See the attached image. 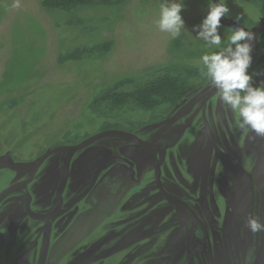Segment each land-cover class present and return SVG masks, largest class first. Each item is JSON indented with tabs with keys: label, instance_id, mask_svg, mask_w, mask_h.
Segmentation results:
<instances>
[{
	"label": "rangeland",
	"instance_id": "374dc122",
	"mask_svg": "<svg viewBox=\"0 0 264 264\" xmlns=\"http://www.w3.org/2000/svg\"><path fill=\"white\" fill-rule=\"evenodd\" d=\"M162 2L124 0L67 11L47 9L42 0H0V157L37 161L68 138L78 143L104 132L108 136L100 142L114 153L130 142L114 135L116 128L145 139L165 125L181 133L163 159L161 191L152 181L144 193L132 189L141 191L133 210L128 199L99 233L60 261L34 248L29 264H227V249L239 256L238 217L248 242L253 234L248 219L264 217L256 191H264V136L240 129L238 117L201 74V57L226 46L232 29L242 27L255 37L248 71L254 84L264 82V0H221L230 14L221 18L220 46L207 45L194 30L209 4L219 0H183L186 31L176 38L156 25ZM195 88L200 91L186 99ZM186 171H193V178ZM229 175L236 182L233 190ZM13 177L11 170L0 169V192ZM146 192L158 194L146 199ZM175 218L181 224L155 232ZM196 221L206 229L203 242L192 235ZM183 233L186 249L167 252ZM15 238H9L8 248Z\"/></svg>",
	"mask_w": 264,
	"mask_h": 264
},
{
	"label": "flooded vegetation",
	"instance_id": "af4514ba",
	"mask_svg": "<svg viewBox=\"0 0 264 264\" xmlns=\"http://www.w3.org/2000/svg\"><path fill=\"white\" fill-rule=\"evenodd\" d=\"M169 129L170 127L165 125L155 136L145 139L135 131H120L116 128L114 135H122L130 140L129 143L122 144L118 153H113L108 145L100 142L103 137L108 136V133L104 132L89 139L81 138L78 143L76 139L68 138L65 140L66 143L53 146L37 161H16L10 154L4 155L10 157L13 165L0 169L11 170L15 181L6 182L0 192V264H29L28 254L34 248L46 258L60 261L76 250L90 235L99 233L103 221L112 218L128 199L129 207L133 210V201L141 191L144 193L143 187L150 181L155 182L156 188L161 191L163 159L167 150L177 144L181 135L179 131L172 132L168 131ZM174 133L178 135V141L161 148L163 144L165 145L161 139ZM203 142L204 138L199 146ZM49 158L51 160L48 162ZM136 163L138 168L135 167ZM151 168H155L157 172L151 173ZM185 173L193 178V171ZM178 178L176 189L180 195L181 177ZM227 181L233 190L236 183L234 177L229 175ZM132 189L142 190L134 194ZM256 191L257 194L260 193L263 215L264 191L262 189ZM157 194L146 192L145 195L148 196L146 199L155 200ZM119 195L121 200L114 208V199L117 200ZM178 200L181 201V198ZM263 218L260 216L259 220L262 222ZM129 220L131 219L128 218ZM238 223L240 230L238 260L233 252L227 249L225 252L227 264H264L262 235L264 231L253 232L248 242L245 223L241 216L238 217ZM179 224L181 218H175L157 227L155 232H163ZM67 233L90 234L78 241L66 254L62 256L59 253L54 254V247ZM201 233H204L203 239ZM192 235L198 242L206 240V229L199 221L194 223ZM11 237L16 238L14 242H10L13 245L8 248L7 244ZM22 243L28 245L25 244L27 248L25 254L21 251ZM186 247V235L183 233L171 240L166 250L169 253H177ZM220 250L224 252L222 247ZM162 264L168 262L164 261Z\"/></svg>",
	"mask_w": 264,
	"mask_h": 264
},
{
	"label": "clouds",
	"instance_id": "9594fccd",
	"mask_svg": "<svg viewBox=\"0 0 264 264\" xmlns=\"http://www.w3.org/2000/svg\"><path fill=\"white\" fill-rule=\"evenodd\" d=\"M184 8L183 0H163L156 20L158 29L172 38L180 36L182 30L186 31L181 16ZM229 14L226 2H211L207 15L199 25L194 26L196 37L209 46H220L221 18H227ZM254 38L253 33L242 27L232 29L226 46L201 57V74L217 90L220 102L238 117L237 126L240 129H250L264 136V82L254 84L253 74L248 71L253 50L250 41ZM247 226L254 233L264 231V223L256 217L249 218Z\"/></svg>",
	"mask_w": 264,
	"mask_h": 264
},
{
	"label": "water",
	"instance_id": "95a60500",
	"mask_svg": "<svg viewBox=\"0 0 264 264\" xmlns=\"http://www.w3.org/2000/svg\"><path fill=\"white\" fill-rule=\"evenodd\" d=\"M199 91H200V88L191 91L190 93L186 95V98H190L191 96H193ZM161 140H163V143H165V145L163 144L161 148H165L167 146H171L175 144L178 141V135L176 133L170 134V135L164 136ZM9 159L10 157L8 156L1 157L0 158V168L13 165L11 162L12 160L10 161ZM120 200H121L120 195L117 200L114 199V208L117 206ZM198 229L201 230L199 226H198ZM88 234L90 233H67L62 239H60V241L54 247V254L57 255L59 253L60 256L66 254L73 248L75 244H77L78 241H80L82 238H84ZM201 238L202 239L204 238V233H201Z\"/></svg>",
	"mask_w": 264,
	"mask_h": 264
},
{
	"label": "trees",
	"instance_id": "16d2710c",
	"mask_svg": "<svg viewBox=\"0 0 264 264\" xmlns=\"http://www.w3.org/2000/svg\"><path fill=\"white\" fill-rule=\"evenodd\" d=\"M124 0H42V6L47 9H57L62 8L67 11L73 10L74 7L84 6V5H114L119 4Z\"/></svg>",
	"mask_w": 264,
	"mask_h": 264
}]
</instances>
